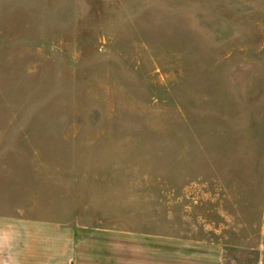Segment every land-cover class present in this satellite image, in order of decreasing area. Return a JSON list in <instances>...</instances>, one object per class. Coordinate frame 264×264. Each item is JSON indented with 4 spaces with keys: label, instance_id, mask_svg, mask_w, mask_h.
I'll return each mask as SVG.
<instances>
[{
    "label": "rangeland",
    "instance_id": "obj_1",
    "mask_svg": "<svg viewBox=\"0 0 264 264\" xmlns=\"http://www.w3.org/2000/svg\"><path fill=\"white\" fill-rule=\"evenodd\" d=\"M0 214L259 264L264 0H0Z\"/></svg>",
    "mask_w": 264,
    "mask_h": 264
},
{
    "label": "crops",
    "instance_id": "obj_2",
    "mask_svg": "<svg viewBox=\"0 0 264 264\" xmlns=\"http://www.w3.org/2000/svg\"><path fill=\"white\" fill-rule=\"evenodd\" d=\"M103 229L98 224L0 214V264H228L218 244H171L169 237L135 229L126 235L128 244L120 238L108 242L99 233L114 231ZM259 264H264V251Z\"/></svg>",
    "mask_w": 264,
    "mask_h": 264
}]
</instances>
